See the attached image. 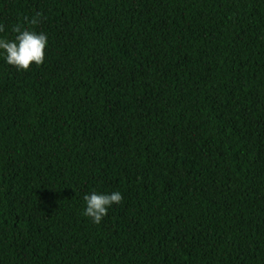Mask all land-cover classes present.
<instances>
[{
    "label": "trees",
    "instance_id": "1",
    "mask_svg": "<svg viewBox=\"0 0 264 264\" xmlns=\"http://www.w3.org/2000/svg\"><path fill=\"white\" fill-rule=\"evenodd\" d=\"M0 24L49 40L0 58V264H264V0H0ZM92 191L123 195L100 224Z\"/></svg>",
    "mask_w": 264,
    "mask_h": 264
},
{
    "label": "clouds",
    "instance_id": "2",
    "mask_svg": "<svg viewBox=\"0 0 264 264\" xmlns=\"http://www.w3.org/2000/svg\"><path fill=\"white\" fill-rule=\"evenodd\" d=\"M30 25H38L41 14L36 13L30 20L25 18ZM11 31L15 33L13 39L0 36V58L8 65L18 70H28L33 63L42 65L46 59L48 36L42 31H36L22 24L13 25ZM4 32V25L0 24V33ZM85 207L83 215L91 219L95 224H100L107 216L114 204L123 201V195L119 191L111 193L92 191L83 197Z\"/></svg>",
    "mask_w": 264,
    "mask_h": 264
}]
</instances>
